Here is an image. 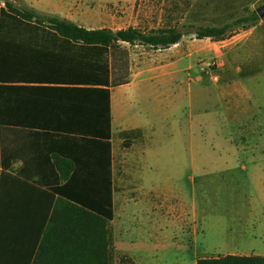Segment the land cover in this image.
Segmentation results:
<instances>
[{
  "label": "rangeland",
  "instance_id": "rangeland-1",
  "mask_svg": "<svg viewBox=\"0 0 264 264\" xmlns=\"http://www.w3.org/2000/svg\"><path fill=\"white\" fill-rule=\"evenodd\" d=\"M75 1L71 11L78 22L141 30L176 22L221 25L264 3ZM182 37L188 44L183 53L180 44L157 49L122 44L129 73L172 60L177 65L172 83L147 90L150 107L141 104L137 116L133 111L123 116L129 125H153L154 132L152 138L130 137L125 170L115 166L112 264H195L243 242L241 231L264 238V16L235 26L219 40L192 33ZM159 94L171 96L164 100ZM243 109L246 114L239 116ZM230 112L247 120L220 125ZM140 143L145 149L135 173ZM249 205L255 207L251 213Z\"/></svg>",
  "mask_w": 264,
  "mask_h": 264
},
{
  "label": "trees",
  "instance_id": "trees-1",
  "mask_svg": "<svg viewBox=\"0 0 264 264\" xmlns=\"http://www.w3.org/2000/svg\"><path fill=\"white\" fill-rule=\"evenodd\" d=\"M258 20L259 16L252 11L249 15L221 25L179 26L176 22L148 30L135 26L118 29L85 27L24 3L0 0V92L7 88L5 81L38 79L45 85L52 83L55 85L52 88L56 89L68 90L57 88L58 85H75L70 87L99 94L103 98L102 109L98 107L91 116L95 131L87 129L84 113V116L69 113L54 117H65V122L61 124L76 126L73 131L78 135H95L98 142L107 148V173L104 171L101 178L94 176L91 180L80 179L78 165L75 174L64 178V183L56 187L55 191L60 195V200L65 199L63 201L66 206L58 209L56 204L50 214L48 209L45 210L44 220L37 227L36 233L25 236L23 250L17 251V256L9 260L10 264H112L110 145L100 139L108 138L110 133L109 89L129 81L128 52L122 48L123 43L154 49L167 48L178 43L187 33L199 39L219 40L235 26ZM37 45L39 48L43 45V49L37 51L40 56L38 68L28 65L20 76L19 68L5 65L7 60L17 58L19 51L27 50V57L31 60L34 58L32 53L36 52L32 48ZM4 110V94H0V125L6 121ZM45 124L51 125L47 121ZM100 128L102 131H99ZM121 135L126 144L130 137L140 135V131H122ZM5 248L3 236L0 242V264L9 262ZM195 264H264V256L226 254L197 258Z\"/></svg>",
  "mask_w": 264,
  "mask_h": 264
},
{
  "label": "crops",
  "instance_id": "crops-1",
  "mask_svg": "<svg viewBox=\"0 0 264 264\" xmlns=\"http://www.w3.org/2000/svg\"><path fill=\"white\" fill-rule=\"evenodd\" d=\"M22 1L37 10L53 13L68 18L79 25L90 27L78 22L76 14L71 11V8L76 4L75 0ZM179 44L182 47V53L187 51L188 44L184 42L183 37L173 46ZM32 49H36V52L32 53L34 58L32 57L31 60L27 57V50L19 51L17 58L7 60L5 65L19 68L20 76H22L28 65L38 66L40 56L37 51L43 49V45L40 48L37 45ZM191 54L192 52L186 53V56ZM176 65L172 60L161 64L160 68L148 66L146 69L131 72L128 82L109 89L110 133L108 138L101 137L100 141L104 140L110 145L112 220L115 166L116 163H120L122 170H125L123 163L126 161L124 159V150H126L124 136L121 135V132L138 129L140 135L135 139L140 136L141 139L145 136L152 138L154 132L153 125H129L128 119H124L123 116L131 111H133L132 116H137L139 113L137 114L135 109L140 108L141 104L150 107V96L146 94L147 90L153 88L154 84L166 87L168 83H172V69ZM24 80L5 81L7 88L4 92H0V94H4L6 116L5 123L0 125V242L4 236L8 261L17 256V251L23 250L26 243L25 236L29 233L32 235L36 233L37 227L44 220L46 209L50 214L56 204L58 209L66 206L63 201L65 199L60 200V195L55 189L64 183V178H69L76 173L78 165L80 179L91 180L94 176L101 178L104 171L107 173V148H104L102 142H98V137L78 135L73 131L76 126L61 124L65 122V117H54L69 113L84 116L82 114L84 113V119L87 117L85 121L87 129L95 131L91 116L98 107L100 110L102 109V96L80 90L82 88L79 87H70L75 85H58L57 88L68 89L64 90L52 88L55 85L52 83L45 85L38 79ZM156 81L159 83H155ZM46 86L48 87L45 88ZM235 86L236 83H233L232 87L236 88ZM170 96L171 94H159V97L164 100H168ZM98 100L99 106H97ZM242 113L245 115L246 109L241 110L238 115L240 116ZM229 115L231 116L221 119L223 121H220V125H229L236 121L241 123V121L247 120V118L242 119L239 116L232 118V113ZM43 116L53 117L43 118ZM130 120L134 121L135 118L132 117ZM46 121L51 125L46 126ZM99 131L102 129L100 128ZM224 140L228 139L224 138ZM133 147L135 144L132 145ZM138 148L139 150L141 148V151L135 160V173L139 171L138 164L139 160L143 158L145 147L140 143ZM246 209L251 213L255 207L249 205ZM45 224L44 221V226ZM30 227L32 229L29 231ZM251 227L255 229L254 226ZM263 230L264 226H262ZM239 234L244 241H238L232 249L224 251L219 256L226 254L264 256V238L262 236L255 235V231H241ZM7 263L10 264V261Z\"/></svg>",
  "mask_w": 264,
  "mask_h": 264
},
{
  "label": "water",
  "instance_id": "water-1",
  "mask_svg": "<svg viewBox=\"0 0 264 264\" xmlns=\"http://www.w3.org/2000/svg\"><path fill=\"white\" fill-rule=\"evenodd\" d=\"M256 14L259 17H263L264 16V3H261L256 9H255Z\"/></svg>",
  "mask_w": 264,
  "mask_h": 264
}]
</instances>
